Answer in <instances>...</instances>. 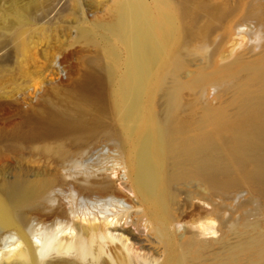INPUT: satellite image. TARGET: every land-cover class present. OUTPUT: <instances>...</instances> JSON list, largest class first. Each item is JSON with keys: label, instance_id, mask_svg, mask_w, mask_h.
Masks as SVG:
<instances>
[{"label": "bare ground", "instance_id": "6f19581e", "mask_svg": "<svg viewBox=\"0 0 264 264\" xmlns=\"http://www.w3.org/2000/svg\"><path fill=\"white\" fill-rule=\"evenodd\" d=\"M186 2L112 0L107 17L84 28L102 42L128 172L72 185L65 195L71 216L48 215L45 227L30 222L27 211L49 179H0V264H228L208 259L217 240L203 237L216 232L213 210L204 207L208 195L183 190L181 183L210 174V152L226 137H258L264 50L239 51L222 66L183 78L186 44L204 33ZM43 4L14 0L4 12L19 28ZM223 78L228 81L214 93L216 101L199 102L207 80ZM188 92L195 96L190 103ZM194 198L201 204L186 217L182 210Z\"/></svg>", "mask_w": 264, "mask_h": 264}, {"label": "rangeland", "instance_id": "374dc122", "mask_svg": "<svg viewBox=\"0 0 264 264\" xmlns=\"http://www.w3.org/2000/svg\"><path fill=\"white\" fill-rule=\"evenodd\" d=\"M12 1L0 0V179H49L27 211L30 222L45 227L48 215L71 216L65 195L72 185L128 172L102 42L84 30L107 17L112 0H43L19 28L4 12ZM186 1L204 33L187 39L183 78L222 66L239 51L264 50V0ZM227 81L207 80L199 102H215ZM255 131L253 141L226 137L210 152V174L181 183L208 195L204 207L213 210L216 232L203 237L217 239L208 247L212 263L264 264V125ZM198 204L194 198L182 214L192 216Z\"/></svg>", "mask_w": 264, "mask_h": 264}]
</instances>
